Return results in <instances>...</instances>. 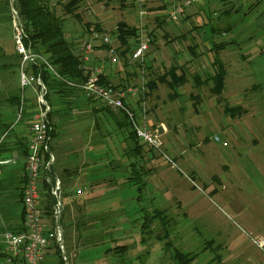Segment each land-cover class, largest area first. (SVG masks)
I'll return each mask as SVG.
<instances>
[{"label": "rangeland", "instance_id": "374dc122", "mask_svg": "<svg viewBox=\"0 0 264 264\" xmlns=\"http://www.w3.org/2000/svg\"><path fill=\"white\" fill-rule=\"evenodd\" d=\"M57 1L52 3L58 15L66 18ZM135 2L90 0L91 4L81 5L77 13L84 24L90 23L93 27L98 23L111 33L119 22L130 27L138 25ZM161 2L145 0L147 14L156 12ZM245 4L240 9L241 15L251 3ZM13 9L16 11L15 0H0L1 129L12 124L18 127L24 120H20L21 107L11 105L13 96L19 98L21 105L24 98L35 101L38 97L35 83L25 89L20 86L21 59L15 50ZM147 17L144 32L153 34L151 39L158 43L145 63L151 62L149 79L155 80L166 73L177 57L173 46L166 45L176 29L170 24L158 29L157 22ZM72 22L77 27L80 25ZM244 24L251 27L253 19L249 18ZM77 36L73 39L84 41L86 38ZM68 40L72 38L68 36ZM79 42H75V46ZM231 52L237 57L243 53L236 49ZM251 58L250 63H245L250 76L239 83V89L231 91L227 85L221 97L214 101L205 100L212 99L213 95L207 88H201L199 103L194 104L191 99L185 103L184 98L171 103L167 96L170 90L161 84L159 98L154 94L148 101L149 117L153 120L151 130L159 134L161 147L158 151L144 146L141 160L127 158L130 154L127 155L125 136L106 113L98 115L97 127L93 120L78 118L80 111L77 110L56 124L57 137L52 144L56 145L55 155L60 157L63 168L77 169L84 159L91 164L89 183L78 179L73 194L76 202H87L85 208L82 207L84 218L79 230L91 244L80 257L83 264H178L180 254L192 259L190 264H264V247L258 246L259 239L264 241V229H260L264 228V196H261L264 194V57L260 59L254 53ZM233 72L230 70L227 84L230 79L233 83ZM254 84L262 88L254 86L249 90ZM192 85L184 87L186 96L195 93ZM245 88L244 97L246 94L248 99L255 96L258 100L246 98L247 103L240 106L246 114L225 120L223 129L204 128L209 142L197 146L193 141L197 139L199 143L201 138L197 137L196 127L200 119L206 122L205 109L211 112V118L220 122L218 115L223 114V106L235 107L242 103L238 93ZM67 114L69 110L61 116ZM168 119L173 120L175 130L169 124L159 125ZM214 137L220 142H213ZM223 142L227 146H223ZM133 161L146 183L141 190L128 181V177L135 174L129 169ZM145 213L154 220L142 236Z\"/></svg>", "mask_w": 264, "mask_h": 264}, {"label": "crops", "instance_id": "0c3cea01", "mask_svg": "<svg viewBox=\"0 0 264 264\" xmlns=\"http://www.w3.org/2000/svg\"><path fill=\"white\" fill-rule=\"evenodd\" d=\"M160 1H162L160 3V7L157 8L156 12H153V14H147V16L149 15L147 18L154 19V21L157 22L158 29L161 28L163 24H170L174 27V29H176L173 38L167 41L166 45L168 48L173 46V51H175L177 57L175 56L176 59L173 58V61L170 63L166 73L174 67L177 76H180L181 74L186 76L187 82L185 85L176 87L175 90H171L168 86L170 81L169 78H166L163 83L158 81V78L161 77L160 75L155 80L149 79L150 71L148 72V70L150 69L149 64L151 62L145 63V59L150 55V53L155 52L153 51V47L157 46L158 43H155L151 39L153 36L151 33H149V35L145 33L150 42L144 61H142V63L134 61L129 64L128 60L131 53L137 48L140 36L137 32V36L135 38L128 40L127 48L122 47L118 38L119 34L116 28L117 25L115 30L111 33H107L104 29H102V27L97 25L98 23L95 24V26L100 29L99 33L108 35L113 39V47L115 49L117 63L114 65L110 63V58L107 55V47L101 46L94 50L92 56L89 58L87 67V71H90V73L94 70H99L102 77L109 82L108 84L116 89L127 90L132 87L140 88L143 86V90L140 93L128 96L126 103L132 108H137L144 103L146 110L145 119L148 126L150 125V128H153V120L149 117L150 113L148 109V101L154 94L155 98H159L158 90H160L159 86L161 84H165L164 86L170 90V94H167V96L171 103L175 102L177 99L182 100V98H184L182 101L185 103L187 99H191L194 101V104H197L199 103L200 98H202L199 95L201 94V90L204 88H207L210 95H213L212 99L205 98V100L214 101L215 98L221 97L227 85H229L228 87L231 91L236 88L239 89V83H242V80L247 78V76H250L247 74L245 63H250L249 61L252 60L251 55H254L255 53L260 59L264 57V0H202L200 3L193 4L190 8H188L184 17L178 23L166 21V16L172 7L171 1ZM89 2L90 0H83L81 5L86 4V6H89L88 4H91ZM244 3H246L245 5H247V3L251 4L248 5V7L244 10L243 15H241L240 9H242V4ZM249 18L253 19L251 27L244 24V22ZM72 21L70 20L66 23L65 32L66 36L72 38L74 43L82 41L81 39H73L78 38L77 35H80L81 38L86 37L85 40H87L89 34L92 31H96L92 30L89 32L87 27L82 26L80 23L78 24L81 26L79 25L77 27ZM121 23L130 27L125 22ZM95 26H91V29H94ZM134 28L137 29V26ZM213 29H217L219 31L213 34ZM83 32L87 33L83 36ZM165 37L169 38V35L166 34ZM76 47L77 45L75 46V49ZM233 49L240 50L241 52L243 51V53L237 57L232 54L231 50ZM156 53L158 52L156 51ZM152 61L154 62V60ZM158 64L161 66L163 65L162 61H159ZM221 69L225 71L224 89L219 95H217L213 91L215 86L213 83L214 81L210 78L218 74ZM232 69L235 71L233 72V77L235 78H232L233 83L230 82V79L229 84H227L228 77L231 78L230 70ZM238 72L241 73L239 74ZM242 72L245 75L244 77H242ZM151 81L155 82V88L153 90L149 87ZM187 85H192V89L195 90V93H189L186 96L184 87ZM254 86H257L258 89L262 88L261 85L254 84L250 86L249 90H251ZM246 90L247 89L245 88L238 93L241 99L240 102L242 103L236 104L237 106L235 107H231V105L227 104L223 106V116L218 115L220 122L211 118V112L207 111L208 108H204L206 122L200 119V123H198V127H196L197 131H199L197 137L201 138V142L197 143V139H194L193 141L197 144V146L206 145L209 142V138L206 136L204 128L209 127L213 130L223 129L222 126H224L225 120H232L234 117H241L246 114L241 107H243L244 104L252 98H256L258 100L255 96L248 99V97H246ZM232 93L233 92H231V94ZM243 93H246L245 97L243 96ZM67 100L68 101L64 105H61L58 99H52V120L55 124H59L67 117L69 118L71 116V112L77 110L80 111L78 118L81 116L86 117L89 121L93 120L94 125L97 127V122L95 121L98 118V115H103V113L107 114V112H101L98 110V108L101 107L100 104L91 103L83 94L74 95L69 97ZM20 107L22 115L24 116L20 118V120L24 119L21 125L14 127L12 124L8 128L6 127L5 130H2L4 133L0 130V144L2 143L5 145L3 147V151H1L2 154L0 157L4 161L10 159L15 160L14 163L6 164L1 169L0 264H9L7 262V255L4 251V247L1 243L2 234L4 231L20 232L23 227V210L20 199L18 198V190L23 188L25 180L23 158L26 156L28 150L27 144L30 123L40 110L37 100L32 101L26 100L25 98L22 100V105H20ZM231 109H237L239 111L235 114V116H232L229 111ZM68 110L69 114L61 116L62 113H65ZM186 110H188V107ZM152 118H155V116L153 117L152 115ZM156 118L158 119V117ZM164 123V125H159L164 127L169 124L171 129L175 130L173 120L171 121V119H168V122L165 121ZM160 126L158 128L161 131ZM164 136L165 135L162 136V139ZM85 142L88 146H90L89 141L85 140ZM51 153L53 154L55 161L52 165V172L50 174L44 173L41 177L40 189L42 192L39 209L43 218L42 222L45 229L51 231L55 226L52 215L54 199L47 198L45 183L47 184L48 180L54 181V179H57L61 185L62 215L59 225L61 226L63 232L64 254L62 255L60 253L55 244H50L45 251L43 264H83L80 257L85 253L87 246H90L91 244L90 241L81 236V232L79 230V225L84 218L82 212L87 202L85 200L83 204L76 202L73 198V194L75 191L74 189L78 187V179H85L86 184L89 183L87 178L89 176L88 170L90 169L91 164L84 159L80 162V165L77 166L79 168L64 169L60 162V157L57 158V155H55L56 145L54 144H51ZM77 193L80 194L79 191ZM261 196L263 197L264 194H261ZM89 198L90 195L87 197V200ZM260 229L264 228L261 227ZM262 233V236L264 237V232ZM63 257L66 259L65 262Z\"/></svg>", "mask_w": 264, "mask_h": 264}, {"label": "built area", "instance_id": "2783aa9c", "mask_svg": "<svg viewBox=\"0 0 264 264\" xmlns=\"http://www.w3.org/2000/svg\"><path fill=\"white\" fill-rule=\"evenodd\" d=\"M172 7L166 16V21L171 23H178L185 15L188 8L193 4L200 3L202 0H170ZM145 0H136L135 5L137 9L138 19V34L140 40L137 48L131 53L129 64L134 61L142 63L146 52L148 51L149 38L144 32V21L147 17V12L144 8ZM15 29V50L21 59L20 63V86L25 89L32 83L36 84V91L38 93L37 102L40 106L39 113L30 123L28 150L27 155L23 158L25 169V182L22 192V210H23V227L20 232L5 231L1 237V243L7 255V262L20 261L22 264H43V259L46 249L50 244H55L60 253L63 255V232L59 225L62 215L61 203V185L59 181L48 180L50 184V195L54 198L53 205V220L55 223L51 231L45 229L43 218L40 213V199H41V177L54 164V156L50 151L52 144V127L48 122L47 115L50 112V107L44 100L46 89L39 77L30 75L26 72V67L29 64L36 65L39 61L44 59L33 53L32 50L26 47L25 33L22 28L18 13L13 9L12 15ZM106 46L107 55L110 58L112 65L117 63L115 49L113 47V39L101 34L97 31H92L87 40H82L76 47V54L82 61V68L87 71L89 58L92 56L97 47ZM90 72V71H89ZM102 74L99 70H94L90 73L88 80L81 85H74L84 93L86 98L95 100L100 106L110 109L113 112H123L129 122L132 130L140 144L146 147L159 151L161 147L160 136L156 131H152L146 122V110L144 103L137 108H132L126 103L128 96H133L143 90L140 88H129L127 90L116 89L110 85L105 86L100 83ZM213 142L219 143L218 137L213 138ZM223 146L227 143L223 142ZM47 156V162L44 161V156ZM167 161L173 165L172 159L165 157ZM14 159L2 160L0 159V177L2 167L9 163H14ZM258 246L264 247V241L259 239ZM64 262L66 259L63 257Z\"/></svg>", "mask_w": 264, "mask_h": 264}, {"label": "trees", "instance_id": "16d2710c", "mask_svg": "<svg viewBox=\"0 0 264 264\" xmlns=\"http://www.w3.org/2000/svg\"><path fill=\"white\" fill-rule=\"evenodd\" d=\"M82 2L83 0H60L56 3V5H59L62 8L64 14L69 17L71 21H76L82 26L87 27L89 32H91L92 30H96L99 32L100 29L97 26H95L94 29H91L90 23H86L85 25L83 24L81 15L77 13ZM15 8L21 21L23 31L25 33L26 38L24 40V43L26 47L30 48L33 53L41 56L46 62L44 63L43 61H39L36 65L29 64L26 67V72L30 75L39 77L43 85L45 86L46 95L44 97V100L50 107V112L48 113L47 118L50 126L53 129L51 133V138L53 141L56 137L57 125L52 120V99L56 98L58 99L59 103H61V105H64L68 101L67 99L69 97L77 94L84 95L82 90L74 85H81L85 83L89 78L90 72L82 68V61L75 52V43L73 41H69L68 36H66L65 27L66 23L70 19L58 15L56 6L52 3L51 0H15ZM116 28L119 34L118 38L121 46L127 48L128 40L137 36L138 28L136 29L134 27H128L126 24L121 22L117 24ZM217 31L219 30L213 29V34L217 33ZM165 77L169 78L170 80L168 86L171 90H175L176 87L183 86L187 82L186 76L184 74H181L180 76L176 75V70L174 67H172L167 73H164L161 77H159L158 81L163 83L165 81ZM224 77L225 71L221 69L218 74L210 78L214 81L213 83L215 86L213 91L217 95H219L224 89ZM100 83L105 86L109 85V82L106 81L103 77H100ZM149 87L151 90H153L155 88V82L151 81ZM18 99L17 97L13 96V103H11V105L20 107L21 101L19 102ZM86 99L91 103H97L91 98ZM98 110L101 112H107V114L111 118H113L115 125L117 126L119 131H121L125 136V146L128 149L127 155L130 154V156H128L127 158H132L135 161L143 159L144 153L142 149H145V145L140 144V142L136 138L127 116L123 112H113L110 109L104 108L102 106L98 108ZM229 111L231 112L232 116H235V114H237V111L239 110L231 109ZM6 127L8 128L9 126ZM6 127L2 129L0 128L1 132H3L2 130H5ZM4 146V144H0V155L2 154L1 151H3ZM47 158L48 157L45 155V162H47ZM135 161H133L129 166V169L135 174L133 176L130 175L128 177V181L136 186L138 185L141 190L146 185V183L143 180V173H140V170H137ZM51 172L52 166L46 173L50 174ZM1 184L2 183L0 182V187L2 186ZM45 189L47 191V198L54 199L50 195V184L45 183ZM22 192L23 188L18 190V198L20 199V202L22 201ZM154 211V213L158 214L159 216L162 215L160 211ZM144 220L145 221L141 228L142 236H144L145 232L149 228L150 222H152L154 219L153 217H150L148 213H145ZM184 257L185 255L180 254V263L178 262V264L191 263L192 259H185ZM11 264L22 263L20 261H13Z\"/></svg>", "mask_w": 264, "mask_h": 264}, {"label": "water", "instance_id": "95a60500", "mask_svg": "<svg viewBox=\"0 0 264 264\" xmlns=\"http://www.w3.org/2000/svg\"><path fill=\"white\" fill-rule=\"evenodd\" d=\"M161 132V131H160Z\"/></svg>", "mask_w": 264, "mask_h": 264}]
</instances>
